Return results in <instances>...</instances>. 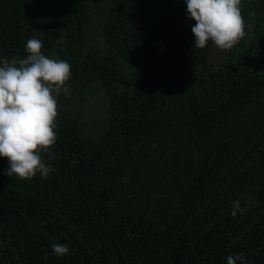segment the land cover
I'll return each mask as SVG.
<instances>
[{
	"label": "trees",
	"instance_id": "obj_1",
	"mask_svg": "<svg viewBox=\"0 0 264 264\" xmlns=\"http://www.w3.org/2000/svg\"><path fill=\"white\" fill-rule=\"evenodd\" d=\"M242 14L209 63L184 0H0V60L39 36L71 65L55 171L0 157V264H264V0Z\"/></svg>",
	"mask_w": 264,
	"mask_h": 264
},
{
	"label": "clouds",
	"instance_id": "obj_2",
	"mask_svg": "<svg viewBox=\"0 0 264 264\" xmlns=\"http://www.w3.org/2000/svg\"><path fill=\"white\" fill-rule=\"evenodd\" d=\"M195 37L194 48L217 51L232 49L245 35L242 0H184ZM39 36L27 39V55L0 60V157L8 161L4 174L30 180L37 174L47 179L55 169L48 162L57 141L58 93L71 78V65L43 54ZM66 90V89H65ZM241 202H233L231 215L243 214ZM53 254L61 258L68 245L53 243ZM246 264L244 253H232L227 264Z\"/></svg>",
	"mask_w": 264,
	"mask_h": 264
},
{
	"label": "water",
	"instance_id": "obj_3",
	"mask_svg": "<svg viewBox=\"0 0 264 264\" xmlns=\"http://www.w3.org/2000/svg\"><path fill=\"white\" fill-rule=\"evenodd\" d=\"M229 50H225V51H223V52H220V51H217L216 49H215V47L213 46V45H209V49H207V52H206V55H207V59H208V62L209 63H217V62H220L223 58H224V56H225V54L228 52ZM65 88V87H64ZM64 88H62L61 90H60V92L64 89ZM59 92V93H60Z\"/></svg>",
	"mask_w": 264,
	"mask_h": 264
}]
</instances>
